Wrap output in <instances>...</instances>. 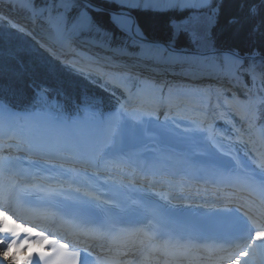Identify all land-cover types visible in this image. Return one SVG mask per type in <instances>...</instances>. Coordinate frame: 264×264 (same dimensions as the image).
Listing matches in <instances>:
<instances>
[{
  "label": "snow or ice",
  "instance_id": "1",
  "mask_svg": "<svg viewBox=\"0 0 264 264\" xmlns=\"http://www.w3.org/2000/svg\"><path fill=\"white\" fill-rule=\"evenodd\" d=\"M24 3L32 6V10L37 14H43L46 9L37 8L34 0H24ZM108 4L116 5V9H106L96 2L89 0L88 3L79 7L78 14L70 22L65 15L70 8L77 7L75 0H60L59 7L64 12H58L56 15H49L57 30L61 33H76L85 30L96 29L101 31L103 26L101 22L92 14L97 16L107 15L112 25L125 34H135L141 40L142 34L134 24L131 12L127 9L138 7L137 0H107ZM170 6L174 8H197L204 7L206 0H168ZM255 14L256 9H250ZM22 30V29H21ZM189 41L200 47L208 43L206 25L196 15L189 16L182 22L180 29ZM140 55L146 59L154 61H170L175 59L169 53L165 55L166 49L160 45L141 44ZM124 54H127L126 52ZM185 60H197V58L184 57ZM225 67L219 69L224 73L223 78L230 82H237L239 76L247 74L255 83L257 78L264 84V66L257 67L252 63H245L244 59L238 53L232 52L224 57ZM99 72V67L96 69ZM107 78V82L129 92V103L135 104L131 111L121 104L120 107L111 115L105 117L89 113L85 110L83 117H75L65 120L60 115L48 113L41 117L47 121L48 127L52 130L50 134L37 138L35 142V151L41 156L52 154H61L70 151L73 159L87 167H92L98 171L113 173L123 171L131 164V154L125 151L133 140L139 139L145 132V123L151 122L153 118L158 122L156 115L160 109L164 110L165 123L171 122L178 127L177 121L189 122L193 125L198 123H209L210 120L223 118L226 112L236 111L239 101L234 95L228 92L227 88H178L171 85H160L148 80L138 79L130 74H112L100 73ZM130 81H135L133 89L126 85ZM149 90L147 98L144 90ZM34 118V117H33ZM244 119L254 121L257 119L256 108L252 104L247 105L244 113ZM88 126L90 133L85 140H77L71 147L64 139L63 130L68 127L80 128ZM212 137V129L209 127L203 129ZM3 129L0 128V132ZM239 165V161L236 162ZM9 164V160L0 157V173H3ZM69 189H72L75 196H79L81 188H72L74 184L85 182L90 184L92 180L98 179V172H88L86 168L82 171L75 169L65 170ZM83 177V181H82ZM241 192H248L249 196L258 192L256 199L245 200L240 207L245 206L248 210L240 211L237 209H225L221 214L220 234L221 239L225 241L226 246H221L220 251L224 255L218 259L223 264H264V163L259 165V170L253 169L243 180L238 181ZM28 185L21 186L17 183H0V264H21L17 253L29 246V236L35 234L40 237L35 241L43 245L49 237L43 232H38L32 227H26L24 224L12 221L9 226L8 221L12 219L5 211V207L15 211H32L36 213H47L55 218L62 228L69 230L74 235H83L86 238L99 242L104 246L108 241L117 243L119 246L133 247L139 245L144 251V260L148 261L153 253L165 257H171L175 261L184 258L188 246L174 242L171 238L162 240L160 237L166 233L152 230L149 223L148 230L137 229L129 231L127 229L116 230L114 228L115 220L120 218V214L127 209L124 202L119 197L113 200L102 201L99 196L90 192H85L84 197L74 199L73 196L60 198L63 192L61 190L51 189L44 192V196L38 201L26 200L21 196L22 192L30 191ZM91 197V199H87ZM233 203L239 202L235 197H229ZM35 204L36 207L28 208L27 205ZM15 206V207H14ZM135 213L147 211L143 208L133 209ZM155 217V213H151ZM167 227V225H164ZM24 237L21 238V234ZM51 251H39L35 259L32 255L25 258L23 264H88L89 253L84 249L83 257L80 251L68 252V244L58 240L52 241ZM54 245H59L55 247ZM13 248L17 252H13ZM72 257L73 259H68ZM106 264H115V261L106 262Z\"/></svg>",
  "mask_w": 264,
  "mask_h": 264
},
{
  "label": "trees",
  "instance_id": "2",
  "mask_svg": "<svg viewBox=\"0 0 264 264\" xmlns=\"http://www.w3.org/2000/svg\"><path fill=\"white\" fill-rule=\"evenodd\" d=\"M49 1L36 0L38 5ZM96 1L116 6L105 0ZM82 5L78 2V7ZM252 8L256 9L255 14L250 12ZM78 10L70 11V17L73 18ZM133 11L141 30L153 38L195 49L221 48L241 54L264 55V0H210L204 7L185 9L183 17L176 8L167 11L137 8ZM92 15L102 25H112L107 12L100 16ZM192 15L206 25L209 40L204 46L192 44L180 31L182 22ZM245 61L254 62L258 67L264 65L261 57ZM39 91L47 93V96L56 95L64 103L67 99H91L96 95L97 103L102 104V95L90 82L64 68L32 39L0 21V101L15 107H33L41 101ZM260 113L258 122L264 129V100L260 104Z\"/></svg>",
  "mask_w": 264,
  "mask_h": 264
},
{
  "label": "bare ground",
  "instance_id": "3",
  "mask_svg": "<svg viewBox=\"0 0 264 264\" xmlns=\"http://www.w3.org/2000/svg\"><path fill=\"white\" fill-rule=\"evenodd\" d=\"M150 0H147L146 3L149 4ZM153 2H156L159 7H164L165 5L169 4L168 0H152ZM37 14V13H35ZM39 14H37L38 16ZM41 20V17L38 18ZM43 23V20H42ZM71 33V32H70ZM72 42H75V38L71 39ZM124 51V50H122ZM62 53V52H60ZM120 53V55H119ZM118 56L123 58L124 56H121L124 52H119ZM68 55H63L62 57L68 59ZM138 56L137 59L139 62H141V66L139 69L147 71L150 75L157 77L160 79V81L166 85H175L174 83L176 81H181L184 79H193V80H214V83L217 86V83L222 84H230V81L225 80L224 78H219L213 73H209V75H204L201 72L205 70L206 68L211 69L208 65L201 61L200 66L196 67H189L188 63H182L179 61H174L175 59H172L170 61H154L150 59H145L141 55H133ZM141 56V57H140ZM120 57L112 58V60L122 61V64H125V61H132L133 59L129 57V59H121ZM190 58V57H188ZM72 59V58H71ZM125 59V60H124ZM180 59V58H177ZM134 61V60H133ZM184 62V61H183ZM195 62V63H196ZM193 64V63H192ZM144 67L145 69H142ZM202 69H200V68ZM136 68V67H133ZM214 69V68H212ZM218 71V70H216ZM220 73V72H219ZM192 81V80H190ZM201 82V81H198ZM208 83H211V81H208ZM237 86H240V83L238 82H232ZM218 87V86H217ZM164 113V110H162ZM23 114L24 120L22 121L25 128L33 127V125L39 126L37 127L36 135L34 136V141H29L31 146H35V142L37 138L41 136L48 135L50 133L42 131L41 124L43 123V126L47 124V121L42 119L41 117L44 116L42 112H20L16 111L15 115L20 116ZM34 117V118H33ZM0 118H3L6 122L10 121L11 117L10 114H8L1 106H0ZM177 124L179 125L176 127L171 122L165 123L161 122L160 124L153 122V126H156L152 131L146 132L143 134L139 139L133 140L128 147L125 148V151L131 154V164L129 166H139L145 171H152L155 169L158 170H168L172 171L175 168L176 169H185L184 172L179 174V180L176 181V184H182L184 180L186 179V176L191 174V171H194V174L198 173V177H202L203 175L210 174V179L207 180L210 183H213V181L217 180L218 177H215L216 175L220 176V182L224 181L227 176H236L237 180L244 179L247 177L250 173L247 171L248 169L242 170L241 161L239 157H237L234 153H228L221 152L219 147L215 148L213 146V143L211 142L210 138L206 139L205 143L195 144L191 143L190 140L198 139L199 135L197 132H194V130L200 129V125H193L189 122H183L177 121ZM4 124H0V128L4 130ZM185 126V128L181 127ZM186 128H189V131H186ZM90 133V128L88 126H83L80 128H77V137L78 140H85ZM160 134L164 135L167 138V144L165 146L159 145L158 138ZM208 136V133H206ZM203 137V136H201ZM31 139V138H30ZM33 150L35 147H31ZM226 150V149H225ZM198 154V155H197ZM237 161H239V165H237ZM150 176V174H149ZM195 176V175H192ZM151 177V176H150ZM213 178V180H212ZM187 181V180H185ZM187 183V182H186ZM189 184V183H188ZM218 185V184H217ZM205 187V186H204ZM216 191L211 188L208 190V192H211L216 195L217 188H215ZM215 192V193H214ZM256 193V192H254ZM248 196V195H247ZM249 197V196H248ZM38 220L44 221V218H39ZM12 219L8 221L9 226L12 224ZM88 242H90V239H87ZM93 241V240H92ZM96 244H100L99 242H95ZM111 241H108L107 243H110ZM106 244V243H105ZM110 246L113 247H120L121 245H117V243H110ZM128 249V248H127ZM125 249V250H127ZM21 249L17 255L18 259L20 260V256L22 253ZM13 252H17L15 248H13ZM131 253L133 256L142 254L144 256V251L139 247V245L131 248ZM126 255V254H124ZM157 253H153L151 255L152 258H154V262H156V256ZM193 258L197 261L203 256L207 257L206 255L199 253L197 251L193 252ZM158 257V256H157ZM174 262V261H173ZM157 264V262H156ZM241 264H243V261L241 260Z\"/></svg>",
  "mask_w": 264,
  "mask_h": 264
},
{
  "label": "rangeland",
  "instance_id": "4",
  "mask_svg": "<svg viewBox=\"0 0 264 264\" xmlns=\"http://www.w3.org/2000/svg\"><path fill=\"white\" fill-rule=\"evenodd\" d=\"M105 1H107V0H105ZM146 1L147 0H137L139 6L135 7V8H132V10H135L137 8H146V9L149 8V9H155V10H158V11H162V10L167 11V10H170V9H175L174 7L170 6V4H167L164 7H159L158 4L156 2H153L152 0L149 1V4H147ZM209 2H210V0H206V5ZM59 3H60V1H59ZM197 8H200V7H197ZM177 9L180 10V12H182V17H183V16L186 15L184 10L185 9H191V8H183V9L177 8ZM93 38L95 39L96 36H93ZM98 41L102 42V43H105L107 45H111V42H105V41L100 40V39H98ZM130 42L132 43V40ZM111 46H113V45H111ZM113 47H116V46H113ZM118 49H122V50H126V51L130 50L125 45L119 46ZM112 53H114V51ZM134 53L137 54V52H134ZM228 55H230V54H226L225 57L228 56ZM121 56H124L123 58H125L127 60L129 59V56L125 55L124 53H122ZM188 61H190V63H188L186 65H188L189 67H191V66L193 67L195 65L196 60L195 61L188 60ZM207 71L205 69L201 73L204 74V75H207V73L208 74L210 72L213 73V71H216V70L211 68V69H207ZM239 79L241 81V85L243 86L242 89L244 91H243L241 96H238V97L235 96V97L240 102L239 105H238L239 110H237V112L241 116V115L244 114V109L247 108L248 104H252L256 108L257 103H259L261 101V97H259L257 95V93H256V88L257 87H255V86L258 85L260 87H263V84L259 82L260 81L259 78H257L256 82L253 83L252 86H250L249 84L246 83V81H245L246 77H239ZM256 83H258V84L256 85ZM260 87H258V88L261 89ZM16 111H14V113ZM44 111H49V110L45 109ZM7 113L10 114L9 112H7ZM22 113H24V112H22ZM46 113L48 114V113H51V112H46ZM90 113H95L96 115H101L98 111H95V110H91ZM52 114L53 115H60L65 120L71 119V118H68L65 115L57 114V113H54V112H52ZM44 116H45V114H44ZM12 118H13V120H15L14 123H13V127L16 129V131H18L17 130V126L19 125V122H18V120L15 117H13V115H12ZM0 120H1L0 124H4V122H6L3 118H0ZM159 120H162V117H160ZM224 122L226 123V127H224V128L220 127V126H215L214 127V124H210L211 127L213 128V132H212L213 133V138L210 139L211 142L212 141L214 142L213 146L215 148H217V146H218L219 147L218 149H220L221 152H225L226 154L231 153V152L236 154L237 157H239V159L241 161V166L242 167L244 166L243 168L245 170L248 169V167H246V166L247 165L249 166L250 160L257 159V160L261 161L262 163H264V148H262V144L264 143V141L260 137V133H259L258 129L256 128V125H255L254 121H248L246 124H243V123H241L242 121L235 122L233 117H232V115H228V117H224ZM4 125H6V124H4ZM181 127L185 128V126H181ZM207 127H209V124H206L202 128L205 129ZM70 128L72 129L73 127H70ZM44 131L48 132L47 130H44ZM246 131H248V133H246ZM194 132H197V130H194ZM197 133L199 135V138L190 140L191 143H194V146H195V144L202 143V141H203V144H204L206 139L209 138V136H207L206 133H201V132H197ZM201 136H203V137H201ZM255 140L256 141H261L262 140V143H260L259 145L255 144V146H254L253 142ZM243 168H242V170H244Z\"/></svg>",
  "mask_w": 264,
  "mask_h": 264
},
{
  "label": "water",
  "instance_id": "5",
  "mask_svg": "<svg viewBox=\"0 0 264 264\" xmlns=\"http://www.w3.org/2000/svg\"><path fill=\"white\" fill-rule=\"evenodd\" d=\"M79 1H81V2H83L84 4H86V3H88L89 2V0H79ZM97 2V1H96ZM98 4H100L101 6H104L106 9H116V8H114V7H111V6H109V5H104L103 3H99V2H97ZM127 11H129V10H127ZM107 12V11H106ZM131 12V11H130ZM131 16H132V18H133V20H134V24H135V26L137 27V18H136V16H135V14L133 13V12H131ZM134 34V33H133ZM135 35V34H134ZM144 36V37H143ZM142 37H143V39H145V40H147V41H150V42H154V43H157V44H165V43H163L162 41H155L154 39H152L153 37H151V36H149V35H142ZM151 37V38H150ZM164 40V39H163ZM166 45V44H165ZM166 47L167 48H169V49H172L171 47H169V46H167L166 45ZM173 50H176V51H178V52H192V53H195V54H207V53H212V51H210V50H206V51H203V50H194V49H189V48H187V47H181V48H179V49H173ZM215 50H221V48H215ZM224 50V49H223ZM224 51H226V50H224ZM232 52V51H231ZM234 52H236L237 53V51H234ZM239 54V53H238ZM239 56H241V57H251V56H261V57H263L264 58V55H262V54H247V55H240L239 54Z\"/></svg>",
  "mask_w": 264,
  "mask_h": 264
}]
</instances>
